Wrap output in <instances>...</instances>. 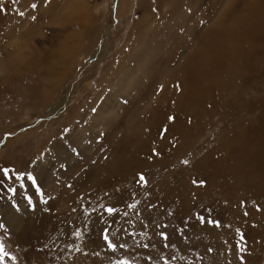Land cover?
Masks as SVG:
<instances>
[{
  "label": "rangeland",
  "instance_id": "1",
  "mask_svg": "<svg viewBox=\"0 0 264 264\" xmlns=\"http://www.w3.org/2000/svg\"><path fill=\"white\" fill-rule=\"evenodd\" d=\"M208 1L0 0V264H264V175L249 162L236 178L227 155L264 113L249 101L264 104V40L214 25L242 45H222L235 66L222 111L205 100L196 115L186 87L208 98L227 83L206 54L238 3L212 0L203 18Z\"/></svg>",
  "mask_w": 264,
  "mask_h": 264
},
{
  "label": "bare ground",
  "instance_id": "2",
  "mask_svg": "<svg viewBox=\"0 0 264 264\" xmlns=\"http://www.w3.org/2000/svg\"><path fill=\"white\" fill-rule=\"evenodd\" d=\"M243 1L245 4L241 6ZM237 2L238 3L235 2L236 4L229 5L227 7L226 11L223 13V17L225 19L220 17L222 20H220L219 22L217 21L216 23L211 24V25L209 23L210 27H213V29H211V31H213L214 33L211 34V36H213L214 40L209 43V48H211V49H208V54H206L207 60L211 64V67L209 69H207L206 74H208L211 78H216V77L222 75L227 80V83L225 84V86L218 84V85L210 87L208 89V93L212 92V90H213V92H212L213 95H212V97H208V98H206V97L202 98V93L200 91L201 87L199 85L194 86V84L197 83L198 80L194 79L192 81H189L188 82L189 84L186 87L187 95L185 97L188 101L187 105H189V109L191 106V109L195 111V114L200 116L201 118H202V116H201V109H202L201 104L205 100L209 101L208 103H209L210 107L213 109V114H215L218 109H220L222 111L223 104L219 103V102L224 99V97L228 93V90H230L231 76H233V74H234V67L235 66H234V64H232V61H230L229 56L223 52V46L222 45L226 44L229 41H232L233 39L235 40L236 44L242 45L241 42H238L239 36L235 32H233L234 33L233 38L230 36V34L228 36H226L224 33H222V29H220V28L224 27L223 21L228 22V20L231 19V23L233 24L234 29H236V30L238 29L239 32H245V33L247 32L249 34V38H251L250 42L253 39L264 40V0H254V2H252L250 4H247L246 0H237ZM212 8H213V1L212 0L205 2L204 4L202 2L203 13L204 12L206 13L208 10H211ZM205 13H204L203 18H205ZM213 17H215V16H213ZM229 24H230V22H229ZM214 25H216L217 28L218 27H220V28L218 30L214 29L215 28ZM230 27H232V26H230ZM207 28H208V25H207ZM230 32H232V30ZM228 33H229V30H228ZM234 35H235V38H234ZM244 35H241L243 39L245 38ZM246 37L248 38V35ZM137 38H139V35H137ZM247 44H248V42H247ZM106 47H107L106 45L101 46V51H100L99 55H97L98 58L105 57L108 54V50ZM204 54H205V52H204ZM249 54L253 55L252 52ZM248 55L247 56H240V55L234 54V58H236V59H233V60L240 61V65H241L240 71L241 72L243 71V69L245 71H249L247 69V66L249 65ZM187 58H186V60H187ZM189 60L192 63L194 61L193 64H195V66L198 67V65H197L198 58L195 60L194 54H191L189 56ZM229 64H231L232 66H228ZM198 68L196 70H198ZM196 70H194V71H196ZM132 72L133 71H131V73ZM188 72H192V70L189 69ZM192 74H193V72L190 73L189 76ZM243 75L246 77V74H243ZM252 79L251 80H248V78H245V80L242 79L241 80L242 86H239V88L241 87L243 89L244 86H246V89H255L256 90V88L259 86L258 78L254 77ZM254 93H256V92H254ZM219 97H221V99ZM258 97H260V96H258ZM228 98H226V99H228ZM249 101L254 106H256V108H261L264 105L263 102L257 101V98H255L254 96L253 97L251 96ZM202 112H203V110H202ZM259 113L260 114L258 115L257 118H255L256 116L252 115V119H251V122L249 123L248 128L238 126V127H236V129L233 133L231 132L233 135V137H232L233 140L231 139L233 147H230L228 149L227 155L233 154V161L232 162H233L234 169L236 170V173H235V174H237L236 178H238V179H241L243 177V168L246 167L247 163H249V162L254 163L256 165V167L259 166V168L262 169L263 173H262V171H260L261 169H258L256 171L259 173L261 172L260 174L264 175V124H263L264 113L262 114L261 111ZM189 116H191L193 118L194 114L193 113H187L186 118H189ZM237 122H239V121L237 120ZM243 137H246V144L251 143V138L255 141V144L254 145L253 144L247 145L244 148V143L241 144V142H240V140ZM244 149H246V151ZM248 166H249V164H248ZM234 181H236V180H234ZM259 182H260V179H259ZM262 184H263V190H262V192H263L264 191V183L262 182ZM245 186H246V184H245ZM249 187H251V186H249ZM252 195H254V194H252ZM252 195L250 194V196H252ZM258 195L260 196V194H258ZM260 197H262L264 199V192H263V195Z\"/></svg>",
  "mask_w": 264,
  "mask_h": 264
},
{
  "label": "snow or ice",
  "instance_id": "3",
  "mask_svg": "<svg viewBox=\"0 0 264 264\" xmlns=\"http://www.w3.org/2000/svg\"><path fill=\"white\" fill-rule=\"evenodd\" d=\"M13 2H15V0H13ZM32 7H36V5H32ZM2 10V9H0ZM20 15H23V13L21 12ZM184 163H188V161H184ZM9 169H4V174L6 176H8L9 174ZM18 180H23L25 178V174L24 173H21L19 174L17 177H16ZM9 179H11V176H9ZM27 179L31 180L33 185H35L37 188H39V184H38V177L35 176V175H32L31 173H28L27 174ZM140 180L141 181H145V178L141 175L140 176ZM146 182V181H145ZM195 182V181H194ZM201 184H203L204 182L203 181H200ZM11 191H15L14 189H11ZM46 202V201H45ZM109 213H112L114 210L112 208H109L107 210ZM201 220H203L204 218L203 217H200ZM212 223H214L216 226H219V221H213ZM77 235H79V233H77ZM243 238V237H242ZM104 239L108 242V246L110 248L113 249V251H115L116 249V245L109 239L108 235L105 234L104 235ZM165 239H167V236H165ZM123 245H121L122 247ZM8 253L4 251V247H3V244L0 243V261H2L4 259L5 256H7ZM13 259H15V257H12Z\"/></svg>",
  "mask_w": 264,
  "mask_h": 264
}]
</instances>
